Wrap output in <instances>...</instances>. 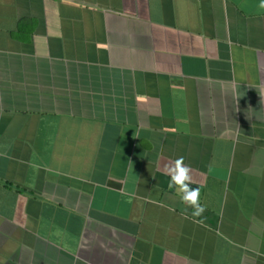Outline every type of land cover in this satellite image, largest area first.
Masks as SVG:
<instances>
[{"label": "crops", "instance_id": "0c3cea01", "mask_svg": "<svg viewBox=\"0 0 264 264\" xmlns=\"http://www.w3.org/2000/svg\"><path fill=\"white\" fill-rule=\"evenodd\" d=\"M0 264H264L259 0H0Z\"/></svg>", "mask_w": 264, "mask_h": 264}, {"label": "clouds", "instance_id": "9594fccd", "mask_svg": "<svg viewBox=\"0 0 264 264\" xmlns=\"http://www.w3.org/2000/svg\"><path fill=\"white\" fill-rule=\"evenodd\" d=\"M259 7L264 8V0H259ZM165 174L169 176V188L178 190L180 199L192 209L193 216H199L204 207L198 202V186L192 184L189 168L183 164V157H177L171 164L165 166Z\"/></svg>", "mask_w": 264, "mask_h": 264}]
</instances>
